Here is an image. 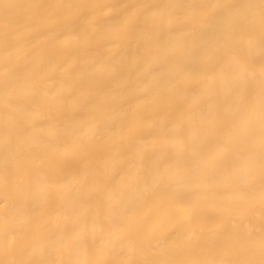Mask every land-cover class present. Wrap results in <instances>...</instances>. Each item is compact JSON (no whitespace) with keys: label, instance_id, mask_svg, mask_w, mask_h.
<instances>
[{"label":"bare ground","instance_id":"1","mask_svg":"<svg viewBox=\"0 0 264 264\" xmlns=\"http://www.w3.org/2000/svg\"><path fill=\"white\" fill-rule=\"evenodd\" d=\"M0 264H264V0H0Z\"/></svg>","mask_w":264,"mask_h":264}]
</instances>
